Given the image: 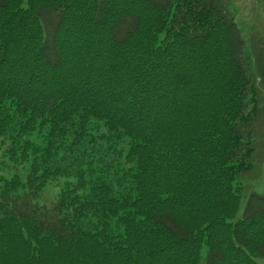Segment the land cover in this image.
Listing matches in <instances>:
<instances>
[{
  "label": "trees",
  "instance_id": "obj_1",
  "mask_svg": "<svg viewBox=\"0 0 264 264\" xmlns=\"http://www.w3.org/2000/svg\"><path fill=\"white\" fill-rule=\"evenodd\" d=\"M263 151L225 0H0V264H263Z\"/></svg>",
  "mask_w": 264,
  "mask_h": 264
},
{
  "label": "rangeland",
  "instance_id": "obj_2",
  "mask_svg": "<svg viewBox=\"0 0 264 264\" xmlns=\"http://www.w3.org/2000/svg\"><path fill=\"white\" fill-rule=\"evenodd\" d=\"M225 2L242 32L246 48L253 53L264 50V0H225ZM47 18L51 19L49 15ZM262 156L264 157V151ZM261 166L262 164L259 165L256 172L248 177V184L252 188L251 190L257 189V192L264 193V170L263 168L261 169ZM15 173H18L22 179H26L24 166L7 167L0 157V174L11 175ZM65 182L66 179H61L59 182L50 185L37 202L40 205L52 206L60 189L56 185H62ZM246 204L247 197H244L241 210L236 219L244 214ZM206 256L207 248L204 246L202 249L203 260H205ZM258 261L264 264V257L259 258Z\"/></svg>",
  "mask_w": 264,
  "mask_h": 264
}]
</instances>
